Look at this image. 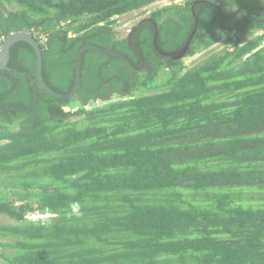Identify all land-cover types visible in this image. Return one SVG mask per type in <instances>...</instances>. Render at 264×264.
I'll return each instance as SVG.
<instances>
[{
	"label": "trees",
	"instance_id": "1",
	"mask_svg": "<svg viewBox=\"0 0 264 264\" xmlns=\"http://www.w3.org/2000/svg\"><path fill=\"white\" fill-rule=\"evenodd\" d=\"M152 1L0 0V32H46L42 74L67 93L79 47L131 52L111 19ZM262 1L223 0L232 31L199 4L205 25L184 57L227 45L191 64L150 48L138 71L85 49L68 98L41 87L30 43L12 47L0 70V264H264ZM192 2L151 13L179 46ZM35 210L54 216L25 218Z\"/></svg>",
	"mask_w": 264,
	"mask_h": 264
},
{
	"label": "flooded vegetation",
	"instance_id": "2",
	"mask_svg": "<svg viewBox=\"0 0 264 264\" xmlns=\"http://www.w3.org/2000/svg\"><path fill=\"white\" fill-rule=\"evenodd\" d=\"M190 1H193L192 5H191V10H192L193 18H194V24L192 25V27H191V29L189 31V35H188L187 39L181 44V46H179L180 42L175 41V40L174 41L171 40V37L169 35V33H171V32L169 30H167L166 28H162V32H161L160 23L164 22L166 17L165 18H161L158 21L154 17L151 16V19H154V21H152L150 19V20H146V21L142 22L139 25V27L137 28V30H136V32L134 34L133 47H130V42H128V39H127V47H128V49L131 52H129V53H125L124 52V54H126L127 58H125V57H122V58H124V60L127 62V64L132 69L140 71V70H143L146 67L147 60H146L144 51H149L150 48H153L154 51L157 54H159V55H162V56H165V57H170V58H172L174 60L179 59L176 55L181 53L183 48L188 44V41H189L190 38H191V40H190V43L188 45V48L191 46L192 40L194 39V37L197 34L198 30H201V28L203 29V27L205 25V23H203L202 26H201V18H199V15H198V13L196 11V8L199 11V8H200L199 4H206L205 5V10L203 11V14H202L203 18H204V12H205L206 16L209 15V11L218 12L219 13V17L221 18V20L219 22H220L221 26L225 30L232 31L235 28V25L229 26L228 24L225 23L226 21H228L229 23H233V22L231 21V19L229 17H227L225 15V13L223 11V0H219L218 3L212 2V1H209V0H188V1H185L181 5L186 6L187 2H190ZM199 13H200V11H199ZM144 23H149L151 25L152 34L145 35V36H143L141 34V35H139V37H137L138 31H139V29L141 28V26ZM13 32H17V31H12L9 34H11ZM0 34H1V32H0ZM2 35L5 36V38L8 36V35L6 36L4 34H2ZM175 35H177V33H175ZM22 42H28V41L24 40V39H20V40H17L15 42H13V44L11 45V48H10L9 60H10V57H11V49H12V47L15 44H16V46H17V44H19V46H20ZM85 44H87V43H85ZM91 44H95V43H91ZM82 45H84V44H82ZM2 46H3V44H2ZM81 46L79 47V49L81 48ZM145 46H148V48L146 49ZM78 50H77V52H78ZM34 52H35V50H34ZM77 52H76V54H77ZM35 54H36V52H35ZM115 56H117V55H115ZM118 57H121V56H118ZM135 57L137 58V60H136ZM75 64H76V58H75ZM36 65H37V56H36ZM42 68H43V55H42ZM1 70H6V69H1ZM37 73H38V71H37ZM37 77H38V74H37ZM74 79H75V68H74ZM38 80H39V78H38ZM73 83H74V81H73ZM56 97H58V96H56ZM59 98H64V97H59Z\"/></svg>",
	"mask_w": 264,
	"mask_h": 264
},
{
	"label": "water",
	"instance_id": "3",
	"mask_svg": "<svg viewBox=\"0 0 264 264\" xmlns=\"http://www.w3.org/2000/svg\"><path fill=\"white\" fill-rule=\"evenodd\" d=\"M150 19H151L150 16L142 18L130 30V32L128 33V36H127L128 42H130V47H133V37H134V34H135L137 28L139 27V25L142 22H144L146 20H150ZM151 20L154 21V19H151ZM20 39L27 40L34 47V50H35L36 56H37V71H38L37 74H38V78L40 81L39 82L40 85L45 90L49 91L50 93H52L58 97L68 98V97L76 95L78 87H79V83H80V78H81L82 52L84 51V49L89 48V49L96 50L99 52L108 53V54L117 55V56L127 58L126 54H124L123 51H120L117 49L106 48V47H103V46H100L97 44H91V43H87V44L82 45L76 54L75 79H74L73 86L69 92L63 93V92H60V91H57L56 89H54L44 79L43 74H42V48H41L40 43L36 39V37L33 34H31L29 31L20 30L17 32H13L5 38L3 46L0 49V70L1 69L11 70V67L9 66L10 48H11V45L13 44V42L20 40ZM190 40H191V38L189 39L188 44L183 48L181 53L176 55L178 58L184 57L186 51L189 49L188 45L190 43Z\"/></svg>",
	"mask_w": 264,
	"mask_h": 264
},
{
	"label": "built area",
	"instance_id": "4",
	"mask_svg": "<svg viewBox=\"0 0 264 264\" xmlns=\"http://www.w3.org/2000/svg\"><path fill=\"white\" fill-rule=\"evenodd\" d=\"M185 1H188V0H154L151 3L141 7L138 10H135V11H133L131 13L129 12L127 14H134L135 15V21H134V24L131 27L133 28L137 24V22L139 20H141L142 18L151 16V13L154 10H156V9H158L160 7H168V6H171V5H181ZM127 14L116 16L115 19L119 18V17H122V16H125ZM60 24H61L60 27H65L68 24H71V20H69V19L68 20H63V21L60 22ZM131 27L128 28V33L132 29ZM70 30L71 31H69L68 35L72 36L74 34V31L72 29H70ZM31 33L36 37V39L38 40L39 43L44 44V45L47 44L48 34L46 32L42 33L39 30H34V32H31ZM262 34H263V30L257 29V30H255L253 35H262ZM126 36H128V34ZM4 40H5V36L0 34V49L2 47V44H3ZM218 45H221V46L217 47ZM226 45H227L226 42L218 40V41L214 42L213 44H211L210 46H208L203 51H200V52H198L196 54H193L191 56H186V57H190V60H192L191 62H194L195 60H198L200 57H202L205 53H213V52L221 51ZM50 216H54V214H51L49 212L40 213L38 210H35L33 212L28 213L25 216V218L37 221V220H40V219H43V218H46V217H50Z\"/></svg>",
	"mask_w": 264,
	"mask_h": 264
},
{
	"label": "rangeland",
	"instance_id": "5",
	"mask_svg": "<svg viewBox=\"0 0 264 264\" xmlns=\"http://www.w3.org/2000/svg\"><path fill=\"white\" fill-rule=\"evenodd\" d=\"M262 2H264V0ZM111 20H112L113 26L116 29V32H118V34H121L122 36H126L128 34V28H130L134 24L135 15L134 14H127L125 16H122V17H119L116 19H111ZM60 25L61 24L59 23L58 27H60ZM67 26H71V25L68 24ZM220 46L221 45H218L217 47H220ZM183 60L186 64L192 63L191 62L192 60H190V57H184ZM0 221L8 222L9 219L6 217H2V219H0Z\"/></svg>",
	"mask_w": 264,
	"mask_h": 264
},
{
	"label": "clouds",
	"instance_id": "6",
	"mask_svg": "<svg viewBox=\"0 0 264 264\" xmlns=\"http://www.w3.org/2000/svg\"><path fill=\"white\" fill-rule=\"evenodd\" d=\"M151 17V16H150Z\"/></svg>",
	"mask_w": 264,
	"mask_h": 264
}]
</instances>
